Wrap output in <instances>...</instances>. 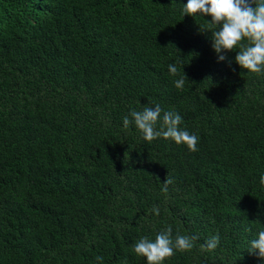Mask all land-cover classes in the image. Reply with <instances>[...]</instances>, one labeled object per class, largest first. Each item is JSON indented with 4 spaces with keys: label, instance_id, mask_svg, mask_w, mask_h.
<instances>
[{
    "label": "trees",
    "instance_id": "trees-1",
    "mask_svg": "<svg viewBox=\"0 0 264 264\" xmlns=\"http://www.w3.org/2000/svg\"><path fill=\"white\" fill-rule=\"evenodd\" d=\"M187 2L0 0V264H147L132 245L169 226L199 239L163 264H264V73L218 62ZM147 104L197 151L125 129Z\"/></svg>",
    "mask_w": 264,
    "mask_h": 264
},
{
    "label": "clouds",
    "instance_id": "clouds-1",
    "mask_svg": "<svg viewBox=\"0 0 264 264\" xmlns=\"http://www.w3.org/2000/svg\"><path fill=\"white\" fill-rule=\"evenodd\" d=\"M186 15L211 17L210 21H205V32H211V46L218 56V62L226 59L224 55H220L222 52L239 48L235 63L247 74L264 73V0H188L187 4L182 5V17ZM168 71L176 75V64H169ZM186 81L183 73L180 79L174 81V86L183 88ZM161 113L159 104H147L141 110L130 111L128 116L123 118V126L127 129L134 124L146 142L163 138L178 145L183 144L189 151H197L199 137L180 128L182 117L173 111H164L162 116ZM259 182L264 187V174L260 175ZM173 183L171 178H165L161 183L162 191L167 192L169 185ZM152 211L159 215L157 208ZM255 222L260 223L259 220ZM198 239L197 235L176 234L173 237L172 228L169 226L159 231L154 239L141 237L132 245V250L137 256L145 258L147 264H163L166 258L172 257L177 251L186 252L193 249ZM218 244L219 236L214 235L200 245V250L213 251ZM248 253L255 254L258 259L264 261V230L259 231L249 242ZM102 259L97 257L98 261Z\"/></svg>",
    "mask_w": 264,
    "mask_h": 264
}]
</instances>
